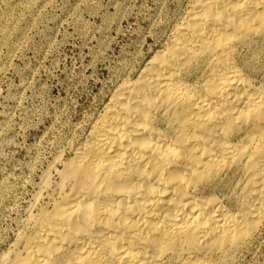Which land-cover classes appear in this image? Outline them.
<instances>
[{"label": "bare ground", "instance_id": "6f19581e", "mask_svg": "<svg viewBox=\"0 0 264 264\" xmlns=\"http://www.w3.org/2000/svg\"><path fill=\"white\" fill-rule=\"evenodd\" d=\"M184 5L70 156L52 159L0 264H240L254 252L264 0Z\"/></svg>", "mask_w": 264, "mask_h": 264}, {"label": "rangeland", "instance_id": "374dc122", "mask_svg": "<svg viewBox=\"0 0 264 264\" xmlns=\"http://www.w3.org/2000/svg\"><path fill=\"white\" fill-rule=\"evenodd\" d=\"M185 2L0 0V254L52 159L86 136L124 68L163 47ZM252 251L240 264H264V235Z\"/></svg>", "mask_w": 264, "mask_h": 264}]
</instances>
